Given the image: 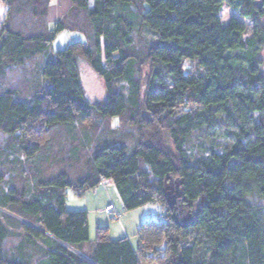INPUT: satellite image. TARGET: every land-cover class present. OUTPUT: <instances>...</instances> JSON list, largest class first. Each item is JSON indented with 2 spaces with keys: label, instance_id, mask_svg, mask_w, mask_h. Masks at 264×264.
Here are the masks:
<instances>
[{
  "label": "trees",
  "instance_id": "obj_1",
  "mask_svg": "<svg viewBox=\"0 0 264 264\" xmlns=\"http://www.w3.org/2000/svg\"><path fill=\"white\" fill-rule=\"evenodd\" d=\"M0 2L7 9L0 77L53 54L40 71L45 87L29 101L13 90L0 92V135L18 139L14 155L24 162H13L26 180L5 190L6 156L0 154V264H264V208L253 203L264 204V37L258 29L264 0H70V11L52 26V0ZM25 2L33 4L32 21H42L30 31L16 21L28 17L19 4ZM224 4L254 23L252 38H244L239 19L223 26ZM137 28L157 41L143 56L154 68L145 91L137 78L141 56L132 53ZM63 33L82 35L85 42L55 52ZM80 59L103 81L107 98L101 107L85 96ZM187 62L198 73L187 74ZM94 113L133 129L136 143L129 146L124 135L111 132L89 157L83 160L74 148L62 169L47 173L41 159L48 153L18 137L29 122L41 121L47 130L65 128L76 140L77 128ZM160 132L172 149L163 146ZM211 133L228 142L219 151L209 146L199 155L187 152L191 139L207 140ZM25 166L32 174L27 178ZM106 182L126 212L148 204L165 211L164 222L141 224L136 249L127 238L112 240L104 228L91 243L88 212L67 209L66 190L82 199ZM19 235L24 242L7 256V242Z\"/></svg>",
  "mask_w": 264,
  "mask_h": 264
},
{
  "label": "rangeland",
  "instance_id": "obj_2",
  "mask_svg": "<svg viewBox=\"0 0 264 264\" xmlns=\"http://www.w3.org/2000/svg\"><path fill=\"white\" fill-rule=\"evenodd\" d=\"M21 2V1H19ZM20 5H25V7L28 9L26 14L28 17H26L24 20H21L22 18L16 19L17 25L22 26L24 30L30 31V25L34 27H39L40 23H42L41 20H34L32 21V18L30 17V10L33 9V4L30 2L19 3ZM44 4V3H43ZM71 7L70 0H52L51 6H50V14H49V23L52 26L56 22L62 18V16L67 14L68 10ZM6 7L3 6V4L0 2V29L3 21L6 17ZM221 21L223 26H227L231 19H239L242 23H244L246 27V32L244 34L245 39H250L254 35V23L240 19L238 17V14L236 11L231 8L230 6L224 4L221 15H220ZM36 21L40 22L39 25H36ZM31 23V24H30ZM31 26V27H32ZM259 35H262L264 37V19H262L259 23ZM84 41L85 37L79 34H73V33H64L60 35L55 43L53 44V50L55 52L65 50L67 49L72 43ZM155 44H157L156 39L151 35L148 31L143 30L141 28H137L136 31L133 34V49L132 53L135 55H140L142 59V63L138 70V80L142 85V90L145 91L147 84L150 80V76L152 73V70L154 68L146 62V60H143V56L147 52V50L151 47H153ZM54 53V52H53ZM52 53L47 54L46 56H37L34 59L27 60L24 65L17 66L15 68H10L6 71V74L3 77H0V92L3 90L9 89L17 92L19 95V98L21 100L29 101L33 95L42 90L43 87H45L44 81L41 79V68L44 65V63L52 58ZM259 60H260V66H261V73L264 77V43L261 45V49L259 52ZM156 68V67H155ZM79 70H80V76H81V83L82 87L85 91V96L87 100L93 104V106L101 107L107 98V93L103 84V81L99 78V76L90 68L87 62L80 59L79 60ZM156 70V69H155ZM184 70L187 74H196L198 73V68L195 63L187 62L184 64ZM117 90L127 94V87L126 85L122 83L116 84ZM255 117L259 120V116L255 115ZM118 120H108V119H99L96 113L93 114V116L88 119L84 125L79 126L77 128L76 133V140L71 139L66 134V129L61 127L57 128V130H47L44 128V125L41 121L37 122H29L21 132L18 133V137L20 139H25L28 143H39L40 146H42L41 153H48L49 156H46V154H43V158L41 159L42 163H47L49 169L45 170L47 173H51L54 171V169H62L60 163H66V161L69 160V156L71 155V150L78 149V153H81L83 160L87 157H89L92 153V149L94 145L98 141H107L108 139H111L112 135L111 132H117L119 135L123 136L127 140L129 146H132L136 143L135 140H133L134 137V130L124 127L123 124L119 128L116 126L118 125ZM218 133L217 135L211 133L210 138L207 140H202L200 138L194 137L191 139L187 146V152L194 156L199 155L205 149H207L209 146H215V149L219 151L221 146L225 145L228 141L225 140L224 137H219ZM78 135V136H77ZM160 141H162V144L166 148L172 149V144L170 140L167 138L165 133L160 132L158 134ZM120 138V137H119ZM17 140L12 137H6L0 135V154H4L6 156L5 159V168L3 169V172L5 174V190H8L10 187H21V184L25 182L26 180L22 178L23 175L18 174L17 171L18 167L16 168V163L13 162L14 160L20 161V163L24 162V158L20 157L17 159L15 157V153H18L15 145L17 144ZM118 140V138H117ZM14 155V156H13ZM7 156H10L11 158L7 160ZM71 157V156H70ZM14 158V160H13ZM45 159H48L45 161ZM82 160V161H83ZM45 161V162H44ZM2 163V162H1ZM53 165V166H50ZM26 171H24V177H28L31 174V171L28 169L27 166ZM80 167V166H79ZM15 168V169H13ZM108 193H111V204L115 207L116 212L120 214V218L113 219V214H108L105 212V209L101 207V209L96 210L93 214L90 215V221L91 225L94 228L95 224L99 222L102 224V228L108 229V232H111V239L113 238H119L118 236L121 234V226L120 224L125 219V216H127L126 219H131V231H129V241L131 242L134 249L137 248V229L133 226V223L135 220L141 218V216L144 217V223L147 222H154V223H162L165 221V211L162 209L161 206L157 204H148L144 207H141L139 209L126 212L123 209L121 199L115 189V187L108 182ZM171 193H175V189L178 188L176 184H173L170 186ZM169 190V191H170ZM102 191L104 189L102 188ZM67 194V209L71 211H77L78 207H81L82 210H86L85 202L83 199H80L76 197L71 190H66ZM102 195L104 196L103 192ZM254 205L264 208V204L254 201ZM100 204V201H99ZM98 205V204H97ZM102 206V203L100 204ZM126 223V220L125 222ZM141 226V225H140ZM96 233V231H94ZM93 232V233H94ZM92 234L94 237V240L96 238V235ZM92 237V238H93ZM23 235H19L18 238H12L10 239L6 244V255L7 256H14L16 253V245L24 242ZM114 239V240H115ZM30 253V249H29ZM30 255V254H29Z\"/></svg>",
  "mask_w": 264,
  "mask_h": 264
},
{
  "label": "crops",
  "instance_id": "obj_3",
  "mask_svg": "<svg viewBox=\"0 0 264 264\" xmlns=\"http://www.w3.org/2000/svg\"><path fill=\"white\" fill-rule=\"evenodd\" d=\"M3 6H5L3 4ZM6 7V6H5ZM71 9V7H70ZM70 9L68 10V12L70 11ZM67 12V13H68ZM49 14H50V10H49ZM66 15V13H65ZM64 15V16H65ZM62 16V18L64 17ZM61 19V18H60ZM64 34V33H63ZM62 35V34H61ZM80 42V40L78 41ZM108 182L105 183V186H101L99 187L97 190L93 191V192H90L88 193L84 198H82L84 200V204H85V207H86V210L88 212V223H89V231H90V242L93 243L94 242V237L92 236V234H94L99 228H102V224H100L99 222H97L94 226V228L92 227L91 225V221H90V215L93 214L96 210H99L101 209V207H103V209H105L108 205H112L111 202V193H108L107 190H108V185H107ZM102 188L104 189V191H102ZM102 192L104 194V196L102 195ZM99 201H100V204L102 203V206L99 204ZM98 204V205H97ZM75 210H82L81 207H78L77 209L75 208ZM128 216V215H127ZM127 216H125V219L123 220V222L120 224L121 226V234L118 236L119 238H113L112 240H120V239H123V238H127L129 240V231H131V222L132 220L131 219H126ZM126 220V223H124ZM144 217L141 216L140 220L137 219L134 221L133 223V226L135 227V229H139L140 225L144 222ZM94 232V233H93ZM96 235V233H95ZM109 236H111V232H109ZM93 237V238H92ZM111 238V237H110ZM84 249H86L87 247H83Z\"/></svg>",
  "mask_w": 264,
  "mask_h": 264
},
{
  "label": "built area",
  "instance_id": "obj_4",
  "mask_svg": "<svg viewBox=\"0 0 264 264\" xmlns=\"http://www.w3.org/2000/svg\"><path fill=\"white\" fill-rule=\"evenodd\" d=\"M106 212L109 213V214H113L114 217H116V218H120L121 217L120 214H118L112 206H108L106 208Z\"/></svg>",
  "mask_w": 264,
  "mask_h": 264
}]
</instances>
